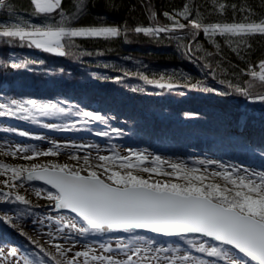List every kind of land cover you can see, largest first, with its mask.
Instances as JSON below:
<instances>
[{"label": "snow or ice", "instance_id": "1", "mask_svg": "<svg viewBox=\"0 0 264 264\" xmlns=\"http://www.w3.org/2000/svg\"><path fill=\"white\" fill-rule=\"evenodd\" d=\"M4 0H0L3 4ZM34 6L33 15L43 17L41 23H33L30 20L21 22L19 19L8 23L0 21V39L8 38L6 43L12 45L18 41L20 47L35 48L45 53L65 57L77 56V38H93L109 40L119 38L122 29L119 26H75V14H67L62 7V0H31ZM233 12L245 11L231 5ZM83 11V8L80 9ZM220 13L225 11V5L221 4ZM170 21L169 24L155 23L156 13H151L153 26H136L123 29L125 37L129 32L143 34L148 37H161L166 34L172 38L179 32L187 30V36L192 40L202 32L211 39L216 35L228 38L237 37L241 43L246 37L256 34L264 36V19L253 20L245 16L243 21L237 22H202L192 16L187 5L177 15L188 23H182L174 15L163 13ZM198 15V14H197ZM192 17V18H190ZM198 47V45H197ZM219 47V45H217ZM191 49H189V52ZM236 51V49H233ZM103 55L79 51L78 56ZM14 55V54H13ZM209 55H211L209 53ZM44 63L43 60L13 61L14 69H28L30 64ZM108 67V65H104ZM205 68L210 65L205 64ZM31 70V69H28ZM61 73L63 69L59 70ZM243 73V70H242ZM241 73V74H242ZM253 78L258 77L264 82V60L259 63V72L252 71ZM93 78L119 83L129 75L123 72L122 76L108 77L98 76L93 73ZM146 84L160 90L172 92L175 89L187 88L188 90L201 89L205 93L219 96H228L233 93L246 97L251 102L264 103V92L254 93L249 90L246 82L234 83L233 80L221 79L219 83L224 89H216L197 82L194 84L171 82V77L165 80L162 74L159 79H150L143 72L136 73ZM213 78L215 72H212ZM185 81L190 77H184ZM264 88V83L261 84ZM133 93L144 92L145 89L132 88ZM160 95V93H155ZM177 95L184 96V91H177ZM186 118H193V114L185 113ZM10 117L20 121L30 122L50 130L79 131L89 130L94 124L109 125L114 117L101 114L99 110H85L84 107L73 104L67 100H37L7 99L0 102V118ZM41 118L61 120L62 123H48ZM75 118V120L71 119ZM5 132L16 133L14 127L3 128ZM95 134L111 138L112 134L120 136L122 133L113 128L112 131L96 130ZM18 135L25 137L30 134L27 131H19ZM33 138L44 140L43 135H35ZM85 145L55 144L47 151L37 152L33 149V155H27L28 149L18 147L10 154H25V159H32L39 155H57L61 148L79 151ZM97 152L100 148L96 144L90 146ZM115 152L114 149H112ZM71 155V151L69 152ZM149 155L143 151L130 150L127 156L121 157L119 153L112 156L100 155L98 165L89 163V155L83 156L86 166L76 170L69 165L40 166L33 165L29 168H11L9 165H0V169L11 170L13 180L42 181L48 186L37 189L36 195L43 191L48 199L54 201L56 210H68L75 214L74 220L69 224L61 225L55 221L57 232L66 242L73 245L80 242L77 237L88 235L104 236L115 235L114 240L98 241L100 255L94 253L92 246L85 241L86 250L72 252L71 248H63L56 245L61 257H67L72 252L71 258H66L64 264H142L144 261H155V264H264V171L256 172L254 169L241 168L239 165H226L215 160L200 159L193 163L201 167H189L183 161L162 160L160 156H154L151 160L153 166H143L142 171L149 174V178L135 175L129 169L141 168V163L149 160ZM132 157L136 163H133ZM72 159H77L72 155ZM118 162V165H117ZM118 166L126 171L112 170ZM165 166L171 169L166 171ZM213 169L208 171V169ZM95 169V170H94ZM86 172V174H82ZM26 173V176L23 174ZM162 175L174 178L180 182L171 180H153L151 176ZM220 177L224 185L216 182H207L209 178ZM8 184V181H5ZM227 185H231L228 187ZM0 199L6 202H20L27 205L29 202L24 196L12 197L9 193L0 192ZM49 220L51 228L52 219ZM82 222L78 227L77 222ZM44 224V220L33 221L36 225ZM64 228H68L65 232ZM150 232L155 235L178 238L182 243L190 246L194 253L204 254L208 258L196 256L192 251L185 249V254L178 255L179 247H156L155 241L146 238L139 232ZM121 233L129 234L127 240L120 238ZM55 239V237H53ZM203 238V239H202ZM209 240L213 241L209 244ZM115 243V247H113ZM8 248L6 242H0V264H21L18 257L19 249ZM239 254H242L239 255ZM116 255H122L125 259H116ZM83 258L81 262L79 258ZM247 258V259H245ZM24 264H28L25 260ZM57 264H60L58 261Z\"/></svg>", "mask_w": 264, "mask_h": 264}, {"label": "trees", "instance_id": "2", "mask_svg": "<svg viewBox=\"0 0 264 264\" xmlns=\"http://www.w3.org/2000/svg\"><path fill=\"white\" fill-rule=\"evenodd\" d=\"M221 4L225 5L223 14L219 11ZM233 4L245 11L233 12ZM185 5L193 17L205 23L243 21L245 16L257 21L264 19V0H62L65 12L76 16L75 26H119L122 29L121 37L109 40L77 38L78 49L73 50L77 52V56L65 57L35 48L20 47L18 41L9 45L6 43L8 38L0 39V102L12 98L60 99L82 106L85 110H99L101 114L114 117L107 126L98 123L92 125L91 131L50 130L30 122L3 117L0 118V139L11 136L30 146L31 141L40 140L30 135L22 137L18 135L19 131H37L39 135L46 131L63 138L102 142L111 148L131 147L134 150L150 151L158 156H177L192 166H198L193 162L200 157H209L226 165L235 164L241 168L264 171V103L251 102L235 93L219 96L205 93L201 89L180 88L169 92L146 85L136 75L143 72L150 79H159L163 74L165 80L171 77V82L181 85L201 82L222 90L224 85L219 81L228 79L234 83L246 82L249 90L254 93L264 92L261 87L264 82L250 74L252 71L259 72V63L264 60V36L260 34L246 37L244 43L237 37L220 35L209 39L202 32L192 40L187 36V30H178L175 38L166 34L153 38L133 32L125 37V27L153 26L152 12L156 13L155 23L170 25L171 22L163 15L168 12L187 24V21L177 15ZM81 8L83 11H80ZM33 13L31 0H4L0 4V21L4 23L17 19L21 22L30 20L41 23L43 17H37ZM79 51H99L103 55L79 57ZM28 59L43 60L44 63L28 65L31 70L14 69L11 66L13 61ZM205 64L210 67L205 68ZM60 69L64 71L61 73ZM125 71L129 75L119 83L101 81L92 75L95 73L98 76L117 77L122 76ZM184 77L190 79L185 81ZM132 88H143L145 91L133 93ZM177 91H184L185 95L179 96ZM158 92L160 95L155 94ZM185 113L193 114V118H186ZM41 119L51 123L64 122ZM10 127L16 128L17 132L2 130ZM105 128L110 132L115 128L122 134H112L110 139L95 134L96 130ZM40 159L5 156L0 158V165L30 168L33 165H43L44 161ZM5 181H8L7 185ZM21 184L20 180H13L10 169H0V192L10 191L12 197L21 195L29 202ZM29 209L32 210L29 203H9L0 199V217L6 225L11 218L18 217L16 210ZM62 215L66 214H57ZM1 225L0 220V242H6L8 248L14 247V244L6 241L5 237L8 236ZM139 234L165 245L185 247L194 253L190 246L178 238L144 232ZM119 235L125 240L129 236L126 233ZM114 236L88 235L81 238L94 240L102 237L106 241ZM208 242L213 243L210 240ZM45 264L51 262L47 261Z\"/></svg>", "mask_w": 264, "mask_h": 264}, {"label": "rangeland", "instance_id": "3", "mask_svg": "<svg viewBox=\"0 0 264 264\" xmlns=\"http://www.w3.org/2000/svg\"><path fill=\"white\" fill-rule=\"evenodd\" d=\"M44 121L51 123L48 120H44ZM28 132L30 133V136H33V137L35 135H39L37 131L35 132L28 131ZM43 136L45 137L44 140L31 141L30 146L23 144L22 142L18 141L16 138H13L11 136H3V138L0 139V156H1L0 158L5 157V156H11L14 158L23 159L25 157V154L23 153H18L16 156H12L10 154L12 151H16L18 147L27 148L29 150L27 155L31 156L33 155V149L37 152L47 151L49 147L52 146L53 143L55 144L78 143V144L85 145V147L79 151H73L71 149L61 148L60 152L57 155H46V156L39 155V156H34L33 158H41L40 160L44 161L42 163L43 165L41 166H50L52 164L62 166V165L67 164L69 165V167L73 169L80 170L86 167L83 162L84 155H89V163L91 165H98V164L103 163L99 161L100 155L112 156L115 153H119L121 157H124L128 155L130 150H134L131 147L128 148V147H121V146H116V147L111 148L106 145H103L102 142H97V141L88 142V141H85L83 138H63V137H59L55 135L54 133H49V132L46 133V131L43 134ZM92 144H96L100 148V151L97 152L96 150L92 149L90 147ZM112 149H114L115 152H113ZM70 150H71V155H69ZM137 151H142V150L137 149ZM143 152L145 153V155L151 154L149 155V160L146 162H142L141 168H132L129 170H131L133 174L135 175H140L143 178H149V174L144 173L142 171V167L143 166H153L151 164V160L154 156H158V155H154L150 151H143ZM72 155L76 156L77 159H72ZM160 157L162 160H165V161L171 160V161H177V162L178 161L184 162V160H182L180 157H177V156H170V157L160 156ZM131 159L133 163H136L134 157H132ZM200 159L213 160L212 158H209V157H200L199 160ZM117 165H118V162H117ZM187 165L189 167H201V168L203 167V166H192L190 164H187ZM31 168L32 166H30L29 169ZM243 168H248L250 170L249 167H243ZM112 170L121 171V172L126 171L125 169H121L118 166H114ZM165 170L171 171V169L168 168L167 166H165ZM212 170L213 169L211 168L208 169L209 172ZM255 171L262 172L259 170H255ZM82 174H86V172ZM23 175L26 176V173H24ZM151 179L160 180V181L171 180L172 182L183 183V181H177L174 178H170V177H166L162 175L158 176L155 174L151 176ZM207 182H216V183H220L221 185H224V181L220 177H216V178L210 177L209 180L205 181V183ZM29 183H31L32 186ZM21 186L22 188L26 190V194L30 200L29 206L30 208H32V210L30 209L28 211L27 210H20V211L16 210V214H18V217L14 216L13 218H11L8 225H6L3 221V218L0 217V220L2 221L1 226L2 228H4L5 234L8 236V237H5L7 238L6 241L14 244V247L19 249L18 257H20L21 259V264H24L25 260L28 262V264H45L47 261L51 262V264H57L58 261L60 262V264H64V260L66 258H71L72 252L86 250L85 241L87 242L88 246H92L94 249V253H90V255L91 254H96V255L102 254L98 246V241H101V240L105 241V239L102 237L100 239H94V240L88 239V238L77 237V239L80 242L73 245L71 242H66L65 239L59 235V233L57 232V225L55 221L59 220L61 225H66L74 220V216L70 214L57 216V214H65V213L64 212L62 213V211L60 212L56 211V209L53 207L54 201L48 199L43 191L41 192L40 196L36 195L37 189L46 188L43 186V184L41 185V183L35 180L34 181L25 180L21 184ZM227 186L231 187V185H227ZM4 193H9L12 196L10 191L4 190ZM46 217H51L52 219L51 228H49L48 226L49 220L46 219ZM37 219L44 220V224L42 225V224L37 223L36 225H34L33 221ZM75 222H77L78 227L82 223L77 220ZM64 231L67 232L68 228H64ZM53 237H55V239ZM120 238L124 239V237H121V236ZM114 239H115V236L110 237L106 241L114 240ZM56 245H60L65 249L71 248L72 252L68 253L67 257H61ZM155 246L156 247H161V246L179 247L181 251L178 253V255L185 254L184 252L185 247H180L175 244L165 245L164 243H161V242H155ZM113 247H115V243H113ZM8 249L9 248H6L5 250L7 251ZM193 254L197 256L196 253H193ZM114 258L125 259L126 257L122 255H116ZM202 258L211 259V258L206 257V255L202 256ZM79 260L82 262L83 258L81 257L79 258ZM95 264H98V262H95ZM142 264H149V261H144L142 262ZM152 264H155V261H152Z\"/></svg>", "mask_w": 264, "mask_h": 264}, {"label": "water", "instance_id": "4", "mask_svg": "<svg viewBox=\"0 0 264 264\" xmlns=\"http://www.w3.org/2000/svg\"><path fill=\"white\" fill-rule=\"evenodd\" d=\"M36 181V180H35ZM37 182H39V183H41V184H43V182L42 181H37ZM44 185V184H43ZM46 186V185H45ZM48 187V186H47ZM56 211H62V212H66V213H69V214H71V215H73V216H75V214H72V213H70L68 210H56ZM141 232H144V231H141ZM145 233H147V234H152V233H150V232H145ZM155 235V234H154ZM160 236H162V235H160ZM241 256H242V254H240ZM247 259V258H246ZM254 263V262H253Z\"/></svg>", "mask_w": 264, "mask_h": 264}]
</instances>
